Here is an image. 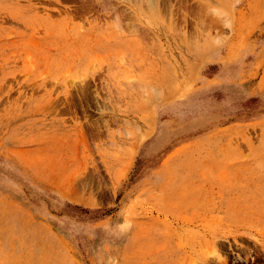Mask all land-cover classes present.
Returning <instances> with one entry per match:
<instances>
[{
	"label": "rangeland",
	"instance_id": "374dc122",
	"mask_svg": "<svg viewBox=\"0 0 264 264\" xmlns=\"http://www.w3.org/2000/svg\"><path fill=\"white\" fill-rule=\"evenodd\" d=\"M150 1L0 0V264H264V0Z\"/></svg>",
	"mask_w": 264,
	"mask_h": 264
},
{
	"label": "bare ground",
	"instance_id": "6f19581e",
	"mask_svg": "<svg viewBox=\"0 0 264 264\" xmlns=\"http://www.w3.org/2000/svg\"><path fill=\"white\" fill-rule=\"evenodd\" d=\"M150 1V0H149ZM154 1V0H153ZM151 3H153L152 1H150ZM153 4H155V2L153 3ZM153 7H155V5H153Z\"/></svg>",
	"mask_w": 264,
	"mask_h": 264
}]
</instances>
